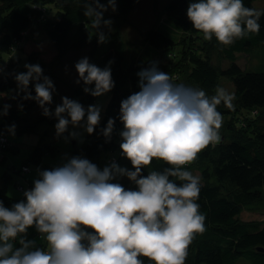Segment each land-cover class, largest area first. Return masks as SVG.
<instances>
[{"label":"clouds","instance_id":"clouds-1","mask_svg":"<svg viewBox=\"0 0 264 264\" xmlns=\"http://www.w3.org/2000/svg\"><path fill=\"white\" fill-rule=\"evenodd\" d=\"M116 0H107L115 8ZM101 0H84V15L99 30L107 11ZM261 11L245 7L243 0H190L187 17L205 40L213 37L231 45L258 33ZM98 41L106 40L97 31ZM16 75L25 99H34L45 116L52 113L55 91L39 65H25ZM77 83L83 91L101 97L114 87L110 67L101 69L87 58L75 64ZM139 91L121 101L119 120L123 130L120 155L131 169L111 162L102 170L90 160L76 156L61 166L38 172L24 199L5 207L0 201V264H185L195 235L204 231L205 217L197 200L200 177L186 170L205 148L220 141L222 103L231 108L233 95L217 87L209 96L203 89L173 83L156 63L138 73ZM34 82L35 97L28 91ZM94 88L88 86L93 85ZM5 106L4 115H7ZM57 136L83 128L93 134L101 120V108L62 98L54 113ZM115 121L109 119L101 134L110 140ZM14 131V126L12 129ZM153 161L162 171L151 170ZM145 169L147 175H143ZM126 178L135 185L125 189L113 182ZM35 228L42 241L27 239ZM19 247H15L16 244Z\"/></svg>","mask_w":264,"mask_h":264},{"label":"trees","instance_id":"trees-1","mask_svg":"<svg viewBox=\"0 0 264 264\" xmlns=\"http://www.w3.org/2000/svg\"><path fill=\"white\" fill-rule=\"evenodd\" d=\"M142 1L116 0L111 17L120 30L112 31L103 26L99 30L92 27V18L84 15V0H0V135L8 140L1 149L2 156L18 150V143H13L9 134L36 135L40 141L39 126L58 123L54 113L63 97L79 102L85 109L94 105L97 97L83 91V82L78 85L73 82L70 94L62 95L61 86L67 81L59 68L66 59L76 63L87 58L101 69H111L114 87L100 123L93 134H87L83 146L73 151V157L85 156L92 163L102 153H109L108 164L112 158L118 164L115 152L120 149L119 133L123 130L119 120L121 101L140 90L138 73L143 69L156 63L159 70L171 77L178 74L179 77H172L173 83L203 89L209 96L215 94L217 87L224 88L222 78H227L233 85L234 98L231 108L222 103L217 109L223 118L218 130L220 141L210 144L186 166V170L200 177L197 203L205 221L204 231L195 235L188 248L185 264H236L240 260L264 264V221L241 217L245 211L264 214V15L258 21V33L225 46L215 37L205 40L193 28L187 17L190 0H169L163 10L165 20L143 32V37L137 36L143 41L141 54L128 57L130 43L133 45L137 40L128 39L122 28ZM258 1L263 0H243V3L264 13V6L256 7ZM101 3L107 7V0ZM36 29L40 31L38 36L30 35ZM97 31L105 35L103 43L98 41ZM31 44L37 46L26 51ZM51 45L52 55L47 49ZM240 54L252 58L253 64L255 58L262 59L260 68L255 71L243 68L238 64ZM225 61L228 66H224ZM26 64L39 65L43 76L53 82L52 103L45 105L52 113L50 116L43 114L34 99H25L26 93L18 88L15 77L27 72ZM88 87L94 88V84ZM28 91L35 97L34 82H30ZM5 106L7 115L3 114ZM109 119L115 124L110 140H106L101 130ZM13 126L14 131L10 130ZM36 141L19 168L23 177L32 166L38 172L54 168L44 162L46 155L56 154V146ZM164 167L167 165L163 162L153 161L150 169L162 171ZM150 169H145L143 175ZM9 175L2 176L0 184V201L4 206L20 202L8 193ZM122 186L126 190L135 188L133 183L131 187ZM145 264L150 262L145 260Z\"/></svg>","mask_w":264,"mask_h":264},{"label":"rangeland","instance_id":"rangeland-1","mask_svg":"<svg viewBox=\"0 0 264 264\" xmlns=\"http://www.w3.org/2000/svg\"><path fill=\"white\" fill-rule=\"evenodd\" d=\"M169 2V0H143L133 11V13L130 14L128 21L125 25H123V31L125 34H127L128 39H133L135 38L137 41L130 43L129 45V50H128V57H134L137 55H140L142 50H143V41L140 36H144L145 33L150 30L151 28H154L155 26L158 27L161 22L165 20V15L163 13L165 5ZM257 3V5H256ZM255 5L257 8H261V6H264V0L262 2L258 1L255 2ZM114 9L112 7H109L107 11L103 14V20H110L111 24L110 26H107L105 28L115 31V30H120V27L117 22L113 20L111 17V12ZM103 26V25H102ZM104 27V26H103ZM35 28V27H34ZM33 28V29H34ZM32 29V30H33ZM31 30V31H32ZM147 30V31H146ZM145 32V33H143ZM40 33L39 30H34L32 34L35 37L38 36ZM124 34V35H125ZM140 35L139 37H137ZM136 36V37H135ZM126 37V36H125ZM36 44H31L30 46H27L26 51H31ZM48 51H51V55L53 54V46H48L47 47ZM50 54L48 57L51 56ZM87 56V55H85ZM259 61H262V59H257L255 58V64H253V59L247 57L244 54L239 55V60L238 64L241 65L243 68H248L249 70H258L260 68ZM79 61H76V63ZM65 64H62L59 70H63L65 73L66 77L63 79H66V83L61 86L63 96L65 94H70L69 91V86L74 82L76 85H78L77 80L79 79V75L76 72L75 69V62H73L71 59L68 60L66 59ZM229 62L225 61L224 66H228ZM174 75H172L173 77ZM174 77H179L178 74H175ZM69 81V82H68ZM82 82V81H81ZM222 84H224V89L233 95V85L232 83L227 79V78H222ZM111 98V92L106 93L105 95L101 97H97L94 105H97L101 108V116L103 115L104 110L106 109L108 102ZM233 101V100H232ZM39 131L41 132V140L40 136L36 135H25V136H15L12 134H9V137L13 143H18L20 150L16 153H9V159L7 158L6 161H1L0 160V177L4 175V172H8L10 174H14L15 178L17 181L21 179V177L18 179L20 172H18L21 162L23 160V157H28L30 153L33 150V144L34 141L31 139H37L38 143L40 144H53L56 146L57 151L54 156L52 155H46L45 156V162L47 165H51L54 167L61 166L63 163L66 162L67 158L73 157V151L76 150L77 148H81L86 140L87 133L84 132L83 128H77V129H72L71 131H76L78 132L79 138L77 139H72L71 137L68 136L67 133L63 134L62 136H57L55 125H49L46 123H43L39 126ZM117 157L119 158L118 165L121 167H126L131 169V166L129 164V161L125 158H122L120 155V149H118L116 152ZM109 154V153H108ZM107 153H102L99 159L94 163L96 164L101 170L108 165L107 158L111 155H108ZM1 158H4V156H0ZM83 158H86L83 156ZM87 159V158H86ZM117 162V161H115ZM35 175H38V170L36 166H32V172L30 174L31 178ZM195 175L198 176V173ZM29 176V177H30ZM2 178V177H1ZM16 181V182H17ZM120 183L121 185H130L131 187V182L128 181L126 178H119L115 181ZM2 183V179H0V184ZM15 182L12 183V181L8 185V193L12 197L18 198L20 201L24 199V196L20 197L22 195L23 190H29L32 189L33 184L32 183H20L17 187V190L14 188ZM21 193V194H20ZM5 207H11V205H5ZM244 220H263L264 221V214L260 213H255V212H249L245 211L242 213L241 216ZM36 230L35 228H31L28 230L27 237L32 238L34 236ZM37 233V232H36ZM38 234V233H37ZM36 235V234H35ZM30 240V239H29ZM19 247V244L17 243L15 247ZM236 264H251L247 260H240Z\"/></svg>","mask_w":264,"mask_h":264},{"label":"crops","instance_id":"crops-1","mask_svg":"<svg viewBox=\"0 0 264 264\" xmlns=\"http://www.w3.org/2000/svg\"><path fill=\"white\" fill-rule=\"evenodd\" d=\"M31 140H33L34 141V144H33V148H34V146L36 145V139H31ZM17 147H18V150L16 151V149H14V150H10L8 153H7V157H5L3 160H2V162L3 161H6L7 160V158L9 159V153H15V151L16 152H18L19 151V144H17ZM22 164H23V160H22V162H21V165H20V167L22 166ZM18 172H19V170H18ZM31 172H32V170L27 174V176H21V173H20V175H19V177H18V179L21 177V179L19 180V181H17V179L15 178V175L14 174H10V173H8V172H4V175H7V174H10L9 175V178H11V181H12V183L13 182H15L14 184H20V183H24V184H26L27 182L28 183H32L33 184V182H34V180L35 179H37L38 178V175H35V176H33L32 178H31V176H30V174H31ZM4 175H2V176H4ZM1 176V177H2ZM30 176V177H29ZM1 177H0V179H1ZM17 181V182H16ZM14 188H15V190H17V187L14 185ZM18 191V190H17ZM21 194V193H20ZM23 196V193H22V195L20 196V197H22ZM27 239H30V240H35L36 242H37V245H41L42 244V241L39 239V237L37 236V235H35L34 234V236H32V238H28L27 237ZM17 247H18V245H17Z\"/></svg>","mask_w":264,"mask_h":264},{"label":"built area","instance_id":"built-area-1","mask_svg":"<svg viewBox=\"0 0 264 264\" xmlns=\"http://www.w3.org/2000/svg\"><path fill=\"white\" fill-rule=\"evenodd\" d=\"M7 142H8V140L6 139V137H4L3 135H0V156L2 155V148H4V147H6V145H7ZM1 158V157H0ZM112 160V162L114 161H116V159H114V158H112L111 159ZM24 169V171H27V168L25 167V168H23ZM30 190V189H29ZM26 191V190H25Z\"/></svg>","mask_w":264,"mask_h":264},{"label":"bare ground","instance_id":"bare-ground-1","mask_svg":"<svg viewBox=\"0 0 264 264\" xmlns=\"http://www.w3.org/2000/svg\"><path fill=\"white\" fill-rule=\"evenodd\" d=\"M256 113H257V111H256ZM20 150V149H19ZM23 192H25V190H23Z\"/></svg>","mask_w":264,"mask_h":264},{"label":"water","instance_id":"water-1","mask_svg":"<svg viewBox=\"0 0 264 264\" xmlns=\"http://www.w3.org/2000/svg\"><path fill=\"white\" fill-rule=\"evenodd\" d=\"M263 251H264V249H263Z\"/></svg>","mask_w":264,"mask_h":264}]
</instances>
